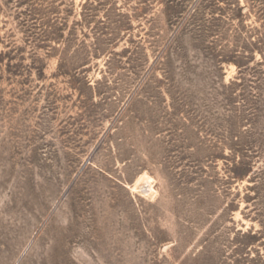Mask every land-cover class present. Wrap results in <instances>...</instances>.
<instances>
[{"label": "rangeland", "instance_id": "rangeland-1", "mask_svg": "<svg viewBox=\"0 0 264 264\" xmlns=\"http://www.w3.org/2000/svg\"><path fill=\"white\" fill-rule=\"evenodd\" d=\"M0 264H264V0H0Z\"/></svg>", "mask_w": 264, "mask_h": 264}, {"label": "trees", "instance_id": "trees-1", "mask_svg": "<svg viewBox=\"0 0 264 264\" xmlns=\"http://www.w3.org/2000/svg\"><path fill=\"white\" fill-rule=\"evenodd\" d=\"M234 176L238 179H241V178H244L246 176V173H247V170H244V169H239L237 166H236V169L232 171Z\"/></svg>", "mask_w": 264, "mask_h": 264}, {"label": "bare ground", "instance_id": "bare-ground-1", "mask_svg": "<svg viewBox=\"0 0 264 264\" xmlns=\"http://www.w3.org/2000/svg\"><path fill=\"white\" fill-rule=\"evenodd\" d=\"M147 186H146V192H151L153 189H152V186H151V181L150 180H147L146 182ZM154 192V191H152Z\"/></svg>", "mask_w": 264, "mask_h": 264}]
</instances>
